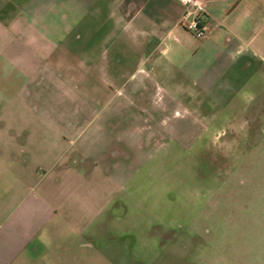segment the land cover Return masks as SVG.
Segmentation results:
<instances>
[{"label": "crops", "instance_id": "crops-1", "mask_svg": "<svg viewBox=\"0 0 264 264\" xmlns=\"http://www.w3.org/2000/svg\"><path fill=\"white\" fill-rule=\"evenodd\" d=\"M206 1L197 39L178 0H0V264L71 237L153 264L239 229L264 160V0Z\"/></svg>", "mask_w": 264, "mask_h": 264}, {"label": "rangeland", "instance_id": "rangeland-1", "mask_svg": "<svg viewBox=\"0 0 264 264\" xmlns=\"http://www.w3.org/2000/svg\"><path fill=\"white\" fill-rule=\"evenodd\" d=\"M259 171L260 179L256 186L249 187L251 191L246 184L239 188L242 194L250 197L244 200L248 201L247 210L239 217V229H226L225 234L220 229L212 233L211 240V234H202V239L195 240L189 236L183 246L172 248L153 264H264V160ZM73 239L67 240V247L57 239L51 247L52 254L40 256L33 264H122L118 259L111 262L100 253L73 245Z\"/></svg>", "mask_w": 264, "mask_h": 264}, {"label": "built area", "instance_id": "built-area-1", "mask_svg": "<svg viewBox=\"0 0 264 264\" xmlns=\"http://www.w3.org/2000/svg\"><path fill=\"white\" fill-rule=\"evenodd\" d=\"M178 2L182 5V11L177 24L197 39L206 37L209 32L205 23V16L208 15L207 1L178 0Z\"/></svg>", "mask_w": 264, "mask_h": 264}]
</instances>
